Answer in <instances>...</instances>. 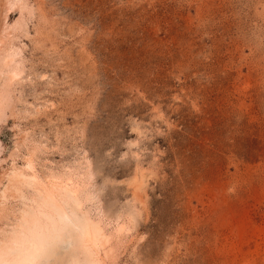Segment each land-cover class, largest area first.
Segmentation results:
<instances>
[{
  "label": "rangeland",
  "instance_id": "rangeland-1",
  "mask_svg": "<svg viewBox=\"0 0 264 264\" xmlns=\"http://www.w3.org/2000/svg\"><path fill=\"white\" fill-rule=\"evenodd\" d=\"M25 1L0 193L32 153L126 222L111 264H264V0ZM19 207L0 197V233Z\"/></svg>",
  "mask_w": 264,
  "mask_h": 264
},
{
  "label": "bare ground",
  "instance_id": "bare-ground-1",
  "mask_svg": "<svg viewBox=\"0 0 264 264\" xmlns=\"http://www.w3.org/2000/svg\"><path fill=\"white\" fill-rule=\"evenodd\" d=\"M16 5L20 8V17L10 24L8 17ZM27 8L25 0H0V81L5 101L9 88L22 79L25 68L14 32ZM4 106L8 107L0 99V112L6 116ZM23 164L22 167L12 166L0 193L2 201L11 197L20 203L17 213L13 212L12 222L0 233V264H40L42 259L55 262L59 244L66 237L70 239L67 263L114 262L117 239L124 237L130 228L118 218L115 225L107 229L104 213L91 203L95 197L85 174L67 168L66 173L56 174L52 170L42 176L32 153L24 157ZM137 180L135 177V188L139 186ZM89 203L92 205L88 206Z\"/></svg>",
  "mask_w": 264,
  "mask_h": 264
}]
</instances>
